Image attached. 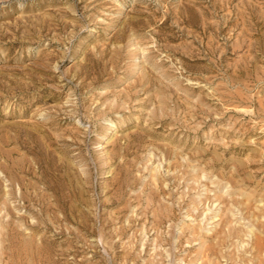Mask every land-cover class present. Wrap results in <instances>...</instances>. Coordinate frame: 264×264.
<instances>
[{
	"label": "rangeland",
	"instance_id": "374dc122",
	"mask_svg": "<svg viewBox=\"0 0 264 264\" xmlns=\"http://www.w3.org/2000/svg\"><path fill=\"white\" fill-rule=\"evenodd\" d=\"M261 242L264 0H0V264Z\"/></svg>",
	"mask_w": 264,
	"mask_h": 264
},
{
	"label": "bare ground",
	"instance_id": "6f19581e",
	"mask_svg": "<svg viewBox=\"0 0 264 264\" xmlns=\"http://www.w3.org/2000/svg\"><path fill=\"white\" fill-rule=\"evenodd\" d=\"M180 13H181V12H180ZM207 15H208V14H207ZM181 21H182V20H181ZM233 230H234V229H233ZM234 233H236V231H234L233 234H234ZM238 236H239V235H238ZM233 237H235V236H233ZM261 244H263V245H261V246L258 245V248H257V249H259L260 251L263 250V248H264V243L261 242ZM256 245H257V244H256ZM255 250H256V249H255ZM223 257H224V255H223ZM231 264H232V263H231Z\"/></svg>",
	"mask_w": 264,
	"mask_h": 264
}]
</instances>
